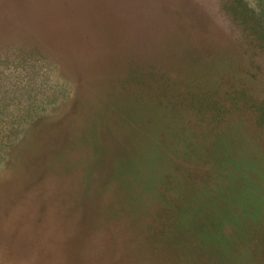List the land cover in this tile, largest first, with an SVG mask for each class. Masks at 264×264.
<instances>
[{
	"label": "rangeland",
	"instance_id": "374dc122",
	"mask_svg": "<svg viewBox=\"0 0 264 264\" xmlns=\"http://www.w3.org/2000/svg\"><path fill=\"white\" fill-rule=\"evenodd\" d=\"M206 2L0 0L2 56L38 48L26 80L64 97L0 166V264H211L259 229L246 134L188 154L147 95Z\"/></svg>",
	"mask_w": 264,
	"mask_h": 264
},
{
	"label": "trees",
	"instance_id": "16d2710c",
	"mask_svg": "<svg viewBox=\"0 0 264 264\" xmlns=\"http://www.w3.org/2000/svg\"><path fill=\"white\" fill-rule=\"evenodd\" d=\"M207 1L210 23L193 24L192 36L183 40L187 45L165 53V70L158 73L162 86L148 84L147 95L153 100L149 103L166 117L167 131L183 141L188 154L195 143L208 151L224 135L246 134L248 154L259 171L253 183L260 205L253 207L264 211V0ZM5 43L0 46V166L29 127L64 98L57 89L46 90L26 80L37 72L36 65L25 66L26 57L39 56L38 48L31 46L22 53L25 57L9 61L12 56H2L1 50L15 46ZM42 67H51L50 60ZM156 73L149 75L155 78ZM128 77L138 80L139 68ZM255 226L259 229L251 234H224L225 250L209 262L264 264V218Z\"/></svg>",
	"mask_w": 264,
	"mask_h": 264
}]
</instances>
